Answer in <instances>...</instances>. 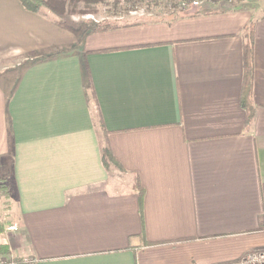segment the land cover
<instances>
[{"label": "crops", "instance_id": "obj_1", "mask_svg": "<svg viewBox=\"0 0 264 264\" xmlns=\"http://www.w3.org/2000/svg\"><path fill=\"white\" fill-rule=\"evenodd\" d=\"M249 4L212 1L76 38L21 0H0V197L18 227L0 235L7 258L234 264L264 250V1ZM106 145L122 168L104 164Z\"/></svg>", "mask_w": 264, "mask_h": 264}, {"label": "rangeland", "instance_id": "obj_2", "mask_svg": "<svg viewBox=\"0 0 264 264\" xmlns=\"http://www.w3.org/2000/svg\"><path fill=\"white\" fill-rule=\"evenodd\" d=\"M50 4V7L43 6L42 13H46L52 17L54 23L69 30L71 37H82L89 30L104 26V25H120L127 23H135L147 19H164L170 16L180 14L183 11H188L192 8H198L206 5L213 0H199L195 4V0H45ZM224 0H215L218 6L223 4ZM240 0H228L234 2ZM249 1L250 9H254V5H259L260 1L264 0H247ZM184 4V5H183ZM216 6V5H215ZM216 6V7H218ZM215 8V7H214ZM88 34V33H87ZM86 34V35H87ZM75 41V40H74ZM74 44L70 41L69 44L53 46V56L65 54L68 50L73 49ZM68 47V48H67ZM93 104V102H92ZM97 127L102 131L99 118H95ZM5 199L0 197V219L4 222V231L11 224L8 221ZM6 253H0L1 261H12L16 258H7ZM235 264V263H234Z\"/></svg>", "mask_w": 264, "mask_h": 264}, {"label": "trees", "instance_id": "obj_3", "mask_svg": "<svg viewBox=\"0 0 264 264\" xmlns=\"http://www.w3.org/2000/svg\"><path fill=\"white\" fill-rule=\"evenodd\" d=\"M24 6L32 10L34 12H42L43 6H45L46 1L45 0H21ZM215 1V0H213ZM228 2V0H224L223 3ZM46 6L50 7V4L47 2ZM111 25H104L101 26L102 28H108ZM100 27V28H101ZM243 38H244V56H245V79H244V85L242 89L241 94V104L247 111V121L248 123L251 122L255 117V110H254V104H253V88H254V78H255V31H254V22L250 21L248 22L243 29ZM84 71H85V77L86 81L89 84L91 81V72L90 68L88 67L87 63L84 62ZM91 100L93 102V110H94V116L99 118L100 125L105 130L104 123H103V117L101 114V111L98 106L97 98L95 95L94 90H91ZM102 159L104 161L105 165H108L109 163H114L123 167L119 160L113 155L111 148L109 145H106L103 147L102 150ZM4 222L0 219V233L4 231ZM9 248L6 243H0V253H8ZM12 264H29L27 259L22 258H16L11 261Z\"/></svg>", "mask_w": 264, "mask_h": 264}, {"label": "built area", "instance_id": "obj_4", "mask_svg": "<svg viewBox=\"0 0 264 264\" xmlns=\"http://www.w3.org/2000/svg\"><path fill=\"white\" fill-rule=\"evenodd\" d=\"M195 4L199 3V0L194 1ZM184 5V4H183ZM8 230H17L18 227L15 224H10L7 227ZM0 264H12L10 261H1ZM235 264H264V250H255L245 254Z\"/></svg>", "mask_w": 264, "mask_h": 264}]
</instances>
